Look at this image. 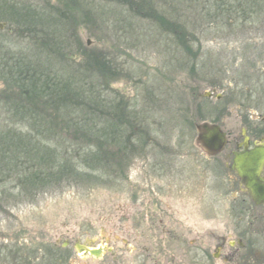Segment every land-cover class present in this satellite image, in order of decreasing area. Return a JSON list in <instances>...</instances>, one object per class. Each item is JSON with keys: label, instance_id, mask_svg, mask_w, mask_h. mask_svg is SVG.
<instances>
[{"label": "rangeland", "instance_id": "rangeland-1", "mask_svg": "<svg viewBox=\"0 0 264 264\" xmlns=\"http://www.w3.org/2000/svg\"><path fill=\"white\" fill-rule=\"evenodd\" d=\"M145 2L0 0V46L98 102L86 110L98 132L45 134L41 119L1 101L13 86L0 80V264H111L76 248L105 241L133 262L135 239L153 255L167 246L178 255L188 244L177 234L191 242L226 229L225 198L240 196V184H230L224 154L199 148L196 125L216 120L237 136L247 119L262 124L264 0ZM102 61L114 73L104 77ZM212 87L222 100L203 98ZM215 108L227 112L215 117ZM117 121L123 130L107 131ZM10 131L25 138L20 148ZM32 142L49 153L27 154ZM164 226L174 233L165 246ZM55 244L70 247L61 254Z\"/></svg>", "mask_w": 264, "mask_h": 264}, {"label": "flooded vegetation", "instance_id": "flooded-vegetation-1", "mask_svg": "<svg viewBox=\"0 0 264 264\" xmlns=\"http://www.w3.org/2000/svg\"><path fill=\"white\" fill-rule=\"evenodd\" d=\"M197 54L196 57L198 56ZM215 92L214 87H212L209 91L204 92L202 96L205 99L215 97L218 101L222 100L223 94L216 95ZM211 111L215 117L219 116V118H222L227 109L219 108L218 110V108H215L211 109ZM258 117L262 119L260 126L256 123L257 119L254 120L255 122H250L249 124L247 122L249 119H247L241 129V134L237 136L233 132L226 130L219 122H215L216 120L210 123L219 126L226 134L227 139V144L222 153L210 158H220L224 154V160L222 159L223 162L220 165L227 170L230 184L233 182V176L236 180L235 187L240 184V196L234 197L228 195L225 198L226 204H228L225 206L224 211L227 215L226 229L222 230L219 226H212L207 240L204 238L199 241L193 239L191 242H188L187 238H184L183 233L179 235L175 232L177 234V237H175L176 241L188 244L184 251L182 253L179 252L178 255L171 254L168 246L166 249H161V254L156 253L153 255L150 253L149 248H142V242H137V239H135L138 244V246L136 245L132 248L135 252L133 257L135 264H174L177 259L179 264H264V204L256 205L252 201L248 191L242 186L237 172L233 169L236 154L253 151L257 146L264 144V116L259 115ZM232 191H234V187L231 185L229 192L231 193ZM157 230L159 229L155 228L153 230L150 228L152 233ZM161 234L165 236L162 240L164 246L168 244L170 235H174L166 226L162 228ZM125 244L127 245V241ZM69 247V244H65L63 247L55 244L54 248L63 254L66 250H69ZM76 248L81 257L87 256L101 262L103 261V256L110 255L109 261L111 264H133V262H127L126 258H123V255L118 253L115 248H110L107 241L93 248L81 245H78ZM88 249L100 250V257L91 256L86 252ZM138 252H140V256L137 255ZM56 255H58L57 252ZM69 259L68 257L60 258L53 260L52 263L71 264Z\"/></svg>", "mask_w": 264, "mask_h": 264}, {"label": "trees", "instance_id": "trees-1", "mask_svg": "<svg viewBox=\"0 0 264 264\" xmlns=\"http://www.w3.org/2000/svg\"><path fill=\"white\" fill-rule=\"evenodd\" d=\"M140 1L146 3L145 0ZM135 12L138 13V11ZM171 27V24H167L166 28L171 29ZM185 42L186 39L182 41V44H185ZM184 49L188 54L191 53L189 46L184 47ZM194 57L196 56L194 55ZM100 60L101 57L99 58V61ZM100 63V66L105 69V71H103L104 77L109 74L106 69H110V72L112 70L114 73V70L109 66L110 64L108 62L102 61ZM33 65L34 61L25 56L23 52L13 55L9 48L0 46V80L13 86L11 90H8L12 96L10 98L1 99V101L14 102L18 107L20 106V110L30 111L31 114H34L33 116L36 120L41 119L42 126H38V130L42 133L47 134L52 133L54 130H58L60 132L65 131L74 133L80 138L86 137L89 131H92L88 129L87 125H89V120L86 119V117L90 112L89 109H91L93 113L97 111L96 105L98 102L92 100L93 98H89L90 96H87L84 89L82 90L75 83L72 84L70 80H64L47 68L45 64L41 65L39 72H37V70H31ZM35 77L36 80H34ZM95 80L97 85L100 86L102 83L100 81L101 79L97 76ZM104 84L106 83L104 82ZM86 110L89 112H86ZM53 112H55V115ZM58 115L59 117H57ZM54 116L56 122L54 121L55 119H53ZM89 116L91 117V113ZM47 121H50V125L46 124ZM117 122L121 124L120 121ZM120 124L116 122L110 123L107 131L115 134L117 131L123 130L125 125ZM94 127L96 130L94 129L92 132H98L97 126L94 125ZM3 138L4 140L7 139V137ZM11 138V141L8 142L9 145H13L17 148H20L25 142L23 136L15 135L13 132H11ZM101 144L103 143H100V145ZM44 147L49 148L47 145H44ZM37 148L40 147L32 142L31 147H29L30 152L26 153L33 156H37L40 153H49L38 152ZM48 257L50 258V255ZM46 264L51 263L48 262Z\"/></svg>", "mask_w": 264, "mask_h": 264}, {"label": "water", "instance_id": "water-1", "mask_svg": "<svg viewBox=\"0 0 264 264\" xmlns=\"http://www.w3.org/2000/svg\"><path fill=\"white\" fill-rule=\"evenodd\" d=\"M198 132L197 145L208 156L220 154L226 144V134L222 129L207 122L196 125ZM233 169L241 181L242 186L248 191L256 205L264 204V144L257 146L253 151L236 154ZM91 256L99 258L101 251L97 249L86 250Z\"/></svg>", "mask_w": 264, "mask_h": 264}]
</instances>
